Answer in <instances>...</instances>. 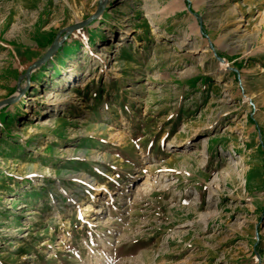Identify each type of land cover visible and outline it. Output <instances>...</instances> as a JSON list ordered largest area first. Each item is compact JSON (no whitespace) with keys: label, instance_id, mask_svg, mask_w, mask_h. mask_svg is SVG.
<instances>
[{"label":"rangeland","instance_id":"374dc122","mask_svg":"<svg viewBox=\"0 0 264 264\" xmlns=\"http://www.w3.org/2000/svg\"><path fill=\"white\" fill-rule=\"evenodd\" d=\"M19 89L0 264H264V0H0Z\"/></svg>","mask_w":264,"mask_h":264},{"label":"water","instance_id":"95a60500","mask_svg":"<svg viewBox=\"0 0 264 264\" xmlns=\"http://www.w3.org/2000/svg\"><path fill=\"white\" fill-rule=\"evenodd\" d=\"M100 8H101V2L99 3V7L95 11V13L90 15L88 18H86L85 20H82V21H79V22H76V23H73V24L67 26L65 34H68L70 31L87 24L92 18H94L99 13ZM55 47H56V43H52L51 46H49V48L42 55V57H40L39 59L34 61L31 65H29V67L27 68V75H28V73H29V71L31 69H33L34 67H37L42 62H44L46 59H48V57L50 56L52 51L55 49ZM22 91H23V89H19V91L15 95H13L11 97H7V98H5L3 100H0V105L6 104V103H12L13 101H15L18 98V96L21 94Z\"/></svg>","mask_w":264,"mask_h":264},{"label":"bare ground","instance_id":"6f19581e","mask_svg":"<svg viewBox=\"0 0 264 264\" xmlns=\"http://www.w3.org/2000/svg\"><path fill=\"white\" fill-rule=\"evenodd\" d=\"M203 165V164H202ZM93 211H97V210H95V209H92Z\"/></svg>","mask_w":264,"mask_h":264}]
</instances>
